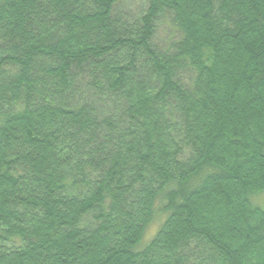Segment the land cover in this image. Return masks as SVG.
Masks as SVG:
<instances>
[{"label": "trees", "instance_id": "16d2710c", "mask_svg": "<svg viewBox=\"0 0 264 264\" xmlns=\"http://www.w3.org/2000/svg\"><path fill=\"white\" fill-rule=\"evenodd\" d=\"M123 1L0 0V264H264V0Z\"/></svg>", "mask_w": 264, "mask_h": 264}, {"label": "rangeland", "instance_id": "374dc122", "mask_svg": "<svg viewBox=\"0 0 264 264\" xmlns=\"http://www.w3.org/2000/svg\"><path fill=\"white\" fill-rule=\"evenodd\" d=\"M145 0H124L121 5L120 8L129 15H134L137 16L138 13H140V11L142 9H144L145 7ZM156 41H158L159 43H162L164 41H166V36H165V30L164 29H159L157 35H156ZM252 203L256 206H259L261 208L264 209V192H262L261 194L253 197L251 199ZM162 220V217L159 216L158 218H156L152 224H150L145 233L143 238L141 239V241L139 242V244L137 245V247L140 249L143 246H145L150 239L152 238L155 230L157 229L158 225L160 224Z\"/></svg>", "mask_w": 264, "mask_h": 264}]
</instances>
